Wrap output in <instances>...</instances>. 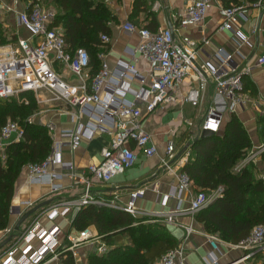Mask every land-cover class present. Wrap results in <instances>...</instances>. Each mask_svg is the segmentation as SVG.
<instances>
[{"label":"built area","instance_id":"obj_1","mask_svg":"<svg viewBox=\"0 0 264 264\" xmlns=\"http://www.w3.org/2000/svg\"><path fill=\"white\" fill-rule=\"evenodd\" d=\"M186 1L187 9L179 22L181 27L202 23L209 6L214 2L218 3L223 18L221 28L233 29L236 20L247 18L242 11L243 5L227 6L221 0ZM263 3L264 0L256 2ZM160 6L161 0H153L155 9ZM53 18L54 14L38 2L19 12L20 23L31 31L32 36L18 37L15 42L0 45V97H14L28 103L25 93L32 92L38 103L61 101L70 108L78 127L61 129L58 135L52 136L53 148L50 154L41 162L29 163L25 167L26 180L31 185L49 184L53 194L64 190V181L68 180L72 186H81V192L70 198L55 197L49 206L36 211V218L24 231L9 227L1 230L0 243L10 239L0 249V264H47L59 259L60 254L67 251L72 252L76 258L82 244L97 240L100 241H97L95 251L98 254L108 252L110 246L101 235L92 233L89 227L69 233L67 243H62L63 228L55 221L56 218L62 217L71 223L75 214L89 205L123 210L137 218L151 217L166 223L175 222L184 213L195 215L220 196L223 187L213 191L193 190L190 175L182 170L183 167L180 169L173 164L180 152L173 141L168 143L166 153L160 157L159 170L176 173V183L165 193L164 200L167 203L171 198L177 199L174 210L147 211L139 208L137 200L144 196V186L131 190L129 198L124 200L117 190L103 191L97 184L111 182L115 176L132 168L141 156L159 155V147L152 133L143 127L144 112L153 114L180 100L199 107L203 100L201 90L208 86L209 81H212L214 91L229 100L232 112L235 113L237 107L243 108L248 102L243 76L252 67L240 68L233 55L224 48H220L217 54L220 63L199 65L194 43L187 36L177 37L174 25L152 30L132 23L124 24L126 30L138 31L141 38L136 47L128 49L135 62L120 61L111 70L103 59L100 70L91 76L89 51L84 46L69 48L63 32L50 27ZM235 33L240 40H246L239 30ZM110 40L108 34H101L102 43L108 44ZM103 55L101 53L100 58ZM140 58L150 65L147 72L138 68L136 61ZM55 64L66 67L78 81L67 80ZM258 64L264 65V54L258 57ZM191 74L199 82V88L181 95L179 88ZM134 82L138 83L137 88L133 86ZM128 94L132 98H128ZM83 117L88 121L82 122ZM27 119L33 122L34 115ZM186 124L193 126L191 120H186ZM48 126L53 127L52 123ZM221 126V112L211 105L196 130L190 132L187 142L200 137L204 129L219 132ZM102 133H108L110 141L102 150L100 162L91 163L85 170H80L72 161L62 159L63 147L76 150L85 136L92 139ZM23 137L24 129L18 121L9 120L2 127L0 154L3 159L6 158L5 149L8 144L20 141ZM189 153L188 148L183 152V158H187ZM185 202L187 206H184ZM33 206L32 200H24L13 206V209L23 215ZM44 217L52 222L49 226L42 223ZM185 229L187 234L158 259V264H187V241L194 229L191 224L186 225ZM207 237L213 248L218 249L221 237L213 233L207 234ZM35 240H39V243L35 244ZM232 245L245 251V258L263 252L264 224L254 226L247 238ZM218 261L219 257L212 252L207 264H216Z\"/></svg>","mask_w":264,"mask_h":264},{"label":"crops","instance_id":"obj_2","mask_svg":"<svg viewBox=\"0 0 264 264\" xmlns=\"http://www.w3.org/2000/svg\"><path fill=\"white\" fill-rule=\"evenodd\" d=\"M101 1L108 5L115 16L113 23H111L112 34L109 35L111 40L103 52V58H101L102 61L104 59L108 63L111 70H114L120 61L135 62V59L129 55L128 49L136 47L141 38L138 31L126 30L124 28L126 23L151 29L155 27L157 30L170 27L171 25L176 26L175 34L177 37L187 36L194 43V47L197 50L196 60L199 65H204L208 62L220 63L221 59H219L217 54L220 48H224L233 55L235 63L240 68L252 67L251 71L245 75L248 82L256 86V94H253L249 89L245 90L248 102L243 108L237 107L235 114L243 122L253 145L249 149L247 156L238 161L236 168H242L253 162L257 166V177L264 179V160L262 157L264 136L261 133V124L259 122L260 117L264 114V65L258 64V57L264 54V3L256 4V2L252 3L242 0V11L247 18H239L234 22L233 29H230L220 27L223 18L216 2L209 6L207 16L202 23L181 27L179 22L187 9L186 0H161V6L157 9L153 7V0ZM224 1L221 0L223 4H225ZM29 6L30 3L24 0H0V22L6 27L9 26L10 29L7 32L11 36H32L31 31L19 21V12ZM43 6L53 13L54 16L57 13V9L53 5L43 4ZM238 30L245 36V41L237 37L235 32ZM136 64L143 72H147L150 67L148 62L142 58L138 59ZM55 65L57 70L67 80L70 82L78 81L66 67L59 64ZM133 86L137 88L138 83L134 82ZM196 88H199V82L191 74L182 82L179 92L181 95H186ZM201 93L203 100L199 107H194L191 103L180 100L153 114L144 112L143 127L152 133L153 139L159 147V155L152 157L141 156L132 168L118 174L111 182L97 184L100 190H117L120 197L127 200L131 190L144 186L146 187V192L144 196L137 200L139 208L147 211L174 210L178 203L177 199L171 198L167 203L164 200L165 193L170 186L176 183V173L159 170L160 157L166 153L168 143L173 141L179 151H181L187 142L190 132L196 130L211 105L216 106L222 115V126L219 132L223 130L225 124L234 113L230 110L229 100L214 91L212 81H209L208 86L201 90ZM128 98H132V95L128 94ZM38 105L39 109L31 114L34 115L33 121L46 125L51 132V136L58 135L61 129L78 127L77 120L73 119L70 108L64 102L47 101L38 103ZM186 120H191L193 126L189 127L186 124ZM87 121V118H82V122ZM49 123H52V128L48 126ZM109 141L110 135L108 133L96 134L92 139L85 136L81 146L76 150L63 147L62 159L64 161H72L78 169L85 170L91 163L101 161L102 150L108 146ZM189 149L191 150V147ZM183 157L184 155H180L173 161V164L180 169L188 158ZM180 160L182 163H180ZM64 183L66 188L57 194H53L50 191L49 184H29L26 180V170L24 168L15 184L7 228L16 229V225L22 215L16 213L13 206H17L24 200H32L35 206L46 200H51L52 202L55 197L70 198L80 194L81 186L77 184L72 186L68 180H65ZM193 190L198 189L193 185ZM205 190L213 191L215 189ZM51 202L47 205L49 206ZM187 205L188 203L185 202L184 206ZM37 214L38 212L31 214L22 223L20 229L16 230L24 231L34 221ZM195 215L184 213L179 215L175 222L168 223V227L176 237L177 243L187 234L186 225H193L194 231L191 232L187 241L189 246L187 264H207L209 255L212 252L219 257V261L216 264H264V251L245 258V251L235 248L232 245V241L223 239L219 233L207 231L204 224L199 222ZM41 221L48 226L52 223L45 217ZM55 221L63 228V233L61 234L62 243L66 244L67 235L72 232L75 233L76 229L72 226V222L70 223L62 217L56 218ZM89 228L92 233H98L94 225ZM211 233L219 235L222 239L219 242L218 249H214L208 242L207 234ZM97 241L85 242L78 248V255L75 258L76 264H90L89 254L95 252ZM34 243L38 244L39 240H35ZM47 264H61V258L54 259Z\"/></svg>","mask_w":264,"mask_h":264},{"label":"trees","instance_id":"obj_3","mask_svg":"<svg viewBox=\"0 0 264 264\" xmlns=\"http://www.w3.org/2000/svg\"><path fill=\"white\" fill-rule=\"evenodd\" d=\"M50 4L57 9L50 27L60 29L69 48L84 46L91 57V76L101 68L103 53L108 44L101 34H112L115 16L101 0H24ZM252 3L258 0H243ZM225 5H242V0H225ZM29 6V8H30ZM147 6V5H145ZM151 29V28H150ZM152 30H157L153 27ZM18 40L9 38L0 22V45ZM245 90L256 94V86L243 76ZM28 103L17 98L0 97V132L9 121H18L24 137L0 154V231L9 224L15 184L29 163L41 162L51 152L53 140L49 128L27 118L39 109L34 93H25ZM264 136V114L259 119ZM252 140L243 122L233 113L223 130L200 136L191 145L182 170L187 172L197 189L223 187L220 196L196 213L209 232L219 233L226 240L238 243L247 238L254 226L264 224V179L257 177V166L251 162L237 169L241 158L247 156ZM264 160V151L262 152ZM94 225L110 250L104 254H89L90 264H158V259L177 244L168 223L154 218H137L123 210L89 205L78 211L72 221L77 230ZM61 264H76L72 252L60 254Z\"/></svg>","mask_w":264,"mask_h":264},{"label":"water","instance_id":"obj_4","mask_svg":"<svg viewBox=\"0 0 264 264\" xmlns=\"http://www.w3.org/2000/svg\"><path fill=\"white\" fill-rule=\"evenodd\" d=\"M214 133L213 130L211 129H204L201 136L204 137V136H207L209 134H212ZM198 138H196L194 141H189L186 143V145L183 147V149L179 152L178 156L182 155L183 152L190 148L191 145L197 140ZM51 200H46V201H43V202H40L38 203L37 205L33 206L30 210H28L25 214H23L19 220V222L17 223L16 225V229H20L22 223L33 213H35L36 211H38L39 209L45 207L48 203H50ZM10 238L4 240L3 242L0 243V249L9 241Z\"/></svg>","mask_w":264,"mask_h":264},{"label":"rangeland","instance_id":"obj_5","mask_svg":"<svg viewBox=\"0 0 264 264\" xmlns=\"http://www.w3.org/2000/svg\"><path fill=\"white\" fill-rule=\"evenodd\" d=\"M4 28H5V31H6V33L8 34V36H9V38H11V35L7 32V31H9V26L8 27H6V26H4ZM11 33V32H10ZM176 140H178L177 138H176ZM143 218H146V217H143Z\"/></svg>","mask_w":264,"mask_h":264}]
</instances>
